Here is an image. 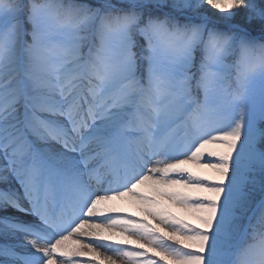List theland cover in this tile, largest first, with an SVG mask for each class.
I'll return each mask as SVG.
<instances>
[{
  "label": "snow or ice",
  "instance_id": "1",
  "mask_svg": "<svg viewBox=\"0 0 264 264\" xmlns=\"http://www.w3.org/2000/svg\"><path fill=\"white\" fill-rule=\"evenodd\" d=\"M0 264H264V0H0Z\"/></svg>",
  "mask_w": 264,
  "mask_h": 264
},
{
  "label": "rangeland",
  "instance_id": "2",
  "mask_svg": "<svg viewBox=\"0 0 264 264\" xmlns=\"http://www.w3.org/2000/svg\"><path fill=\"white\" fill-rule=\"evenodd\" d=\"M128 211H132V209L129 208Z\"/></svg>",
  "mask_w": 264,
  "mask_h": 264
}]
</instances>
